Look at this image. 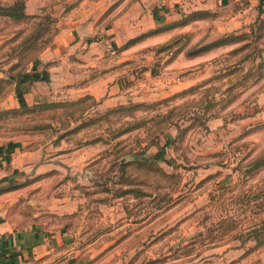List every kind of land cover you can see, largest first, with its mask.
Wrapping results in <instances>:
<instances>
[{
  "label": "rangeland",
  "instance_id": "rangeland-1",
  "mask_svg": "<svg viewBox=\"0 0 264 264\" xmlns=\"http://www.w3.org/2000/svg\"><path fill=\"white\" fill-rule=\"evenodd\" d=\"M260 22L264 0H0L4 219L63 233L76 264H264V75L238 85L264 57ZM65 61L85 72L53 82ZM90 75L125 99L89 98Z\"/></svg>",
  "mask_w": 264,
  "mask_h": 264
},
{
  "label": "crops",
  "instance_id": "crops-1",
  "mask_svg": "<svg viewBox=\"0 0 264 264\" xmlns=\"http://www.w3.org/2000/svg\"><path fill=\"white\" fill-rule=\"evenodd\" d=\"M216 4L226 5L231 3H236L238 0H212ZM211 0H207V4L209 5ZM246 1V0H245ZM247 3V2H246ZM207 6V5H206ZM204 6L203 8H210L209 6ZM140 10L133 11L134 14H142L140 17V24H148L152 22L153 18H156V15L152 12V10H145L138 7ZM155 11V10H154ZM163 11L162 8L156 9V14ZM163 12H166L164 9ZM132 13V11H128L123 16L118 18L115 21L114 25L107 30L108 33H116L120 27L119 19H123L124 22L127 21V17ZM95 22H83L79 24L76 29V33H64L59 36L55 43L51 48V55H65L69 46H71L77 39L81 38L88 30H93L95 27ZM132 25L131 23L129 24ZM146 27V26H145ZM148 27V26H147ZM49 57V55H45L44 58ZM66 57V55H65ZM62 66L60 65L55 70L58 71V75L54 78V81L59 80L62 84H69L68 79L73 76L76 78H80L79 75L85 72L83 68L84 65L80 66L79 61H76V72L74 73L73 69H71V65L67 61ZM94 66V65H93ZM87 67V66H86ZM53 70V69H52ZM113 72H109L105 76L112 74ZM88 81L84 85V89L82 92L88 94L96 99H103L104 102L112 103L117 102L121 99H125L127 95V91L121 90L119 92V96L113 90H115L116 86H112L110 84V80H104L102 77L93 78V75L88 77ZM42 85L40 82L38 83ZM83 87V86H82ZM3 150H0V170L4 171L1 166L5 160L2 157ZM4 153V152H3ZM6 154V153H4ZM6 156V155H4ZM14 167V165H12ZM8 176V175H7ZM2 177V174H1ZM0 177V183L3 182ZM11 178V177H9ZM8 178V180H9ZM66 239L63 233L61 232H51V233H42L38 232L34 229H26L24 231L17 230L13 228L7 220L4 219L2 213H0V264H76L73 259H70L67 253L63 250Z\"/></svg>",
  "mask_w": 264,
  "mask_h": 264
},
{
  "label": "trees",
  "instance_id": "trees-1",
  "mask_svg": "<svg viewBox=\"0 0 264 264\" xmlns=\"http://www.w3.org/2000/svg\"><path fill=\"white\" fill-rule=\"evenodd\" d=\"M24 5L22 2H15L13 7H11L10 11L8 10L7 11V15L12 17L13 19H23L25 17L24 15ZM200 15H207L206 12L204 13H200ZM257 31L260 32V37L264 36V23L263 22H260L258 27H257ZM248 35L245 34V35H242V37H234L235 39H239L240 41L239 42H243V45L241 47H239L237 50L235 51H242V50H248L250 45L248 43ZM214 43L210 46H213ZM249 53H245L244 55V60H248L249 58ZM258 58V62L255 63L253 65V67H250L246 73H244V75L242 76L241 80L239 81L238 85H245L249 80L251 79H260L263 75H264V57L262 55H258L257 56ZM243 60V62H244ZM89 98H93L92 96H88ZM88 99V98H87ZM85 100H80L78 102H76L74 105H78L79 103H83ZM45 111L48 110V109H44ZM42 110V111H44ZM127 112V111H130V107H120L116 110H112V113L111 114H120L121 112ZM140 154H136V153H126L127 155L128 154H135L134 156H137V155H143L141 152H139ZM145 162V161H144ZM256 166L257 165H263L264 164V153L259 155L256 159ZM149 163L148 164V168L151 170H153L154 172L156 173H161V171L159 169H155L154 167H152L153 165H155L154 163V160L151 159L149 160ZM140 165V164H138ZM152 165V166H151ZM142 166V165H140ZM144 166V164H143ZM121 167H125V166H121ZM162 174H164L162 172ZM263 242V241H262Z\"/></svg>",
  "mask_w": 264,
  "mask_h": 264
}]
</instances>
